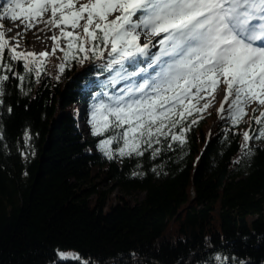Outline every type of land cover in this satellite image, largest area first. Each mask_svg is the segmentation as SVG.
<instances>
[{"label":"trees","instance_id":"obj_1","mask_svg":"<svg viewBox=\"0 0 264 264\" xmlns=\"http://www.w3.org/2000/svg\"><path fill=\"white\" fill-rule=\"evenodd\" d=\"M50 56L39 79L0 69L10 77L0 96V264H264L257 106L237 126L226 112H194L182 145L160 137L143 155L121 157L113 143L109 159L93 146L113 133L83 136L76 120L92 96L112 91L98 80L107 56L63 72ZM11 64L24 75L23 62Z\"/></svg>","mask_w":264,"mask_h":264},{"label":"snow or ice","instance_id":"obj_2","mask_svg":"<svg viewBox=\"0 0 264 264\" xmlns=\"http://www.w3.org/2000/svg\"><path fill=\"white\" fill-rule=\"evenodd\" d=\"M4 18L19 20L16 26L26 30L55 29L48 37L52 52L20 51L19 41L9 44ZM57 50L63 53L56 66L60 72L72 60L83 64L107 56L100 67L112 74L109 83L113 88L123 83L112 94H100L89 121L93 136L113 133L98 142L109 159L113 143L120 144L121 157L143 155L160 137L182 145L197 122L193 113L211 107L221 88L218 112H226L233 126L253 103L254 113L264 109V0H7L0 13V69L20 81L33 72L39 79ZM12 61L23 62L24 75L13 71ZM9 79L0 74V96ZM189 117L192 123L186 125ZM251 120L259 125L255 138H264V111ZM243 136L245 142L253 138L248 130ZM30 139L25 132L24 140ZM59 258L81 259L64 252Z\"/></svg>","mask_w":264,"mask_h":264},{"label":"rangeland","instance_id":"obj_3","mask_svg":"<svg viewBox=\"0 0 264 264\" xmlns=\"http://www.w3.org/2000/svg\"><path fill=\"white\" fill-rule=\"evenodd\" d=\"M6 2L7 0H0V13L3 12V7L6 6ZM23 2V0H22ZM2 24H3V31L5 33V38L8 39L9 44H15L16 41H19L20 43V51H30V52H34V53H39L41 51H46V52H52V41L48 38L50 36L53 35V33L56 31L55 29L49 31L47 29L41 31V27L42 25H37L36 27H33L30 30H26L25 27L23 26V24H21L20 27H17V24H20V21L17 20L15 22H13L11 19H7L4 18L2 20ZM9 29H11V31H9ZM17 32L22 33L21 36H17ZM12 37H16V40H12ZM158 39V38H157ZM145 40L143 38V36H141L140 38V43H144ZM155 42V41H154ZM158 49H152V51H157ZM58 51L54 54L51 55L50 57V62H48V65L54 66L56 68V66L61 63V59L59 57ZM112 74L108 71L106 74L99 76L98 80L99 81H106L109 82L110 76ZM110 84V83H109ZM123 86V83L116 85L114 88L111 86L110 87L114 90V91H118L120 87ZM112 91V92H114ZM109 93V94H112ZM224 90L223 88H221L216 94H215V98L211 100V107L207 108V110L204 111H211L213 109H216L218 111V109H220L221 107V102L223 101V97H224ZM205 99H209V97H205ZM89 105H94L95 103L98 102V96L94 95L89 99ZM203 103V102H201ZM257 106L255 103H253L251 106ZM91 110H89V108L87 110H82V112L77 115V126L79 127V130L81 132V134L83 136L89 137L91 134V124L89 123V121L91 120V111H92V107L90 108ZM260 111H264V109H260ZM207 120H210V117L208 116L207 118H205ZM218 121V120H216ZM216 121L214 120V118H212V121L209 122L210 126H213L214 124H216ZM100 140H97V142L94 144L93 146V150H101L98 146V142ZM109 147V146H108ZM112 195L117 194L115 191H113L111 193ZM140 196L139 193H134L131 195H127L125 196L126 200H128L129 202H133L136 198H138ZM110 202H115V197L114 198H110ZM172 227L169 229L168 231H171ZM60 252H64V251H60ZM67 253V252H64ZM59 255V253H58Z\"/></svg>","mask_w":264,"mask_h":264},{"label":"bare ground","instance_id":"obj_4","mask_svg":"<svg viewBox=\"0 0 264 264\" xmlns=\"http://www.w3.org/2000/svg\"><path fill=\"white\" fill-rule=\"evenodd\" d=\"M153 49H155V48H153Z\"/></svg>","mask_w":264,"mask_h":264}]
</instances>
